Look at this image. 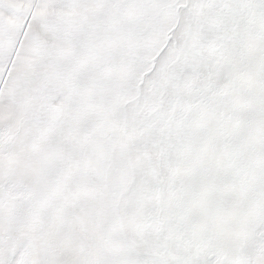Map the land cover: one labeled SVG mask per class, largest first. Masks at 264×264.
I'll return each mask as SVG.
<instances>
[{
    "label": "snow or ice",
    "instance_id": "1",
    "mask_svg": "<svg viewBox=\"0 0 264 264\" xmlns=\"http://www.w3.org/2000/svg\"><path fill=\"white\" fill-rule=\"evenodd\" d=\"M0 264H264V0H0Z\"/></svg>",
    "mask_w": 264,
    "mask_h": 264
}]
</instances>
